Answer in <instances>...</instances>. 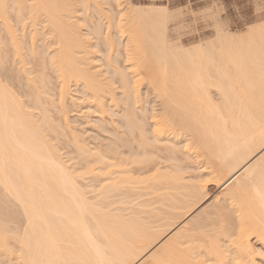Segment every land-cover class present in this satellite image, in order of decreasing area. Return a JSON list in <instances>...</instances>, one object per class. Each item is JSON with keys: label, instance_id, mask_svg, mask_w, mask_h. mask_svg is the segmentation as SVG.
<instances>
[{"label": "bare ground", "instance_id": "6f19581e", "mask_svg": "<svg viewBox=\"0 0 264 264\" xmlns=\"http://www.w3.org/2000/svg\"><path fill=\"white\" fill-rule=\"evenodd\" d=\"M74 1L0 0V249H16L18 264H264V21L185 46L170 35L165 4H130L117 21L110 15L132 66L151 72L154 97L142 99L137 79L129 85L126 76L134 67L119 74V95L92 65L88 33L70 19ZM39 48L49 49L45 59ZM47 65L60 79L58 123L73 132L80 164L106 171L88 165L76 174L77 161L58 153ZM71 82L84 98L71 94ZM68 100L93 107L94 117L80 116L96 118L86 121L94 148L80 137L84 129L75 134ZM132 163L148 176L135 177ZM86 173L100 178L98 187ZM123 187L140 192L138 201L125 202ZM216 188L214 205L202 206Z\"/></svg>", "mask_w": 264, "mask_h": 264}, {"label": "rangeland", "instance_id": "374dc122", "mask_svg": "<svg viewBox=\"0 0 264 264\" xmlns=\"http://www.w3.org/2000/svg\"><path fill=\"white\" fill-rule=\"evenodd\" d=\"M78 1H79V3H78ZM97 1H99L101 3V7H103L102 11L101 10L96 11L97 9L96 10L93 9L94 7L89 5V3L86 2V1L75 0L74 3H76L75 6L77 5L75 7V8H77V10H76V13L74 12L75 13L74 17L70 18L72 20L74 19L73 22H76L77 20H80L78 22L81 23V26H80L79 29H81L80 31H83V32H81L82 36L85 37V35H84L85 31H86V33H88V35L87 34L86 35L89 37V41H90L89 43H91L93 45L92 46L93 48L92 47L91 48H92V51H94L93 52L94 54L92 53L93 54L92 55L93 56V61L91 60V63L93 62L92 65L94 64L95 69L98 68V69H100L102 71L104 70L103 73H104L105 77H109L110 76L111 79L113 78L112 81H111L113 84L111 82L110 83L112 84V86H114V88L116 87L115 88V92H118L119 95L122 92L120 90L122 88L118 87L120 82H121L120 79H119L121 76L119 74L120 73L122 74V72L124 73V70H127L125 72V74H127L129 72H132V68L134 67L133 68V72L131 73V76H130V73H129V77L130 78L128 77V75H126L128 79L132 80V81H130L129 85L131 84V82H133V86H134V84H135L134 80L136 81V79H137V81H136V84H137V87H138L137 90H138V92H140L139 94H140L141 98L142 97L145 98L144 94H147L146 95L147 99L150 98V97H152V98L154 97L153 93L152 94L151 93H147V92H151V91H149L150 88L148 87L149 86L148 85V75H151L150 74L151 72H150L148 67L144 68V67L141 66V67H137L138 68L137 69L135 66H132V62L133 61H132V59H130L127 56V51H126L124 45H122L124 43L122 41H125V39H123V36H119L120 33L117 30L116 24L114 26H111V25L114 24L113 22L119 20V18H123L122 15L124 13H125L124 15L126 16V14L130 11L129 10L130 7H131L130 9H132L133 6H134V8H136L135 6H137V4H140V3L141 4L142 3L143 4H147L149 2L150 3H154V4L155 3L156 4L157 3L158 4H165L169 8V10L172 12V19L169 22L170 35L173 38V40H175L176 42H180V43H182L185 46H190V45H192L194 43H198L200 41L204 42L205 40L212 39L215 36V32H216L217 28L215 26V20H214V15L215 14H213L211 12V9H212L213 6H215L216 9H217V13L216 14L224 13V12L228 11V12L234 13L236 16L241 18V20H242L241 24H239V25L232 24L226 29L229 32H235V33L237 32L239 34H243V33L247 32L246 30L252 24L254 25L255 23H259V22L261 23V21L262 22L264 21V4H262V0H221L220 3H217V0H107L108 2H105V3L103 2V0H97ZM83 4H85V5H83ZM130 4H133V6L130 5ZM127 10H129V11L126 12ZM110 15H111L112 18L116 17V18H114V20L117 19V18L118 19L114 21V20H112L111 17H109ZM76 16H77V18H76ZM109 18H110V23H112V24L109 23L110 26L108 27L107 25H108ZM72 20H70V21H72ZM111 20L113 22H111ZM243 21H247V23H244ZM78 25H80V24H78ZM94 30H96L97 33ZM97 30H100L99 34H101L102 37L103 36L107 37V35H109L108 38H113V39L115 38L114 41H113V44L110 46V48H108L110 42L109 43L105 42L104 41L105 37H103V38L101 37L100 38V35H98V31ZM125 34L126 33H124L122 35H125ZM97 36L99 38H97ZM88 37H87V39H88ZM115 40H117V41H115ZM106 41H108V40H106ZM118 41L121 42V43L119 42L120 43L119 45H117ZM40 45L42 47V44H40ZM43 49H44V47H43ZM43 49L39 48V52H40L39 55L40 54L42 56L44 55V59H45V57L48 56L49 49H47L48 51L46 50V48H45V50H43ZM109 61H111V62H109ZM7 63L9 64V62H7ZM41 67H43V66H41ZM115 68H116V70H115ZM44 69H46L44 71L47 74V78L50 77L49 81H51L49 83V85L52 87V90H51V87H50L49 90H51L52 93L54 94V96H53V94L49 92L51 97H52V99L54 100V102L52 101L51 105H47V107L49 109V115L53 116L52 118H57V120L55 119V121L58 123V117L62 116V113L58 112L59 110L57 109L58 108L57 106H59V105H57L58 104V101H57L58 95H56L58 93V87L60 85V81H59L60 79L59 78L57 79V75L56 74L54 75L52 69H49V65H47V67L44 68ZM117 69H119V70H117ZM134 69H135V72H134ZM120 70H122V71H120ZM113 71H115V73ZM14 73H16V72H14ZM131 77H132V79H131ZM22 81L24 82V80H22ZM57 84H59L58 87H57ZM70 84H72L70 86L71 87L70 91L73 90V91H71L72 92L71 94L74 95V97H75V94H76V96L80 95V96H82L84 98V95H83V93H81V91L75 90L76 87H77L76 86L77 84L74 83V82H71ZM24 87H25V85H24ZM24 87H22V88H24ZM24 89H26V87ZM118 97H120V96H118ZM141 100H140V103H141ZM55 101H57V102H55ZM75 101H77V100H75ZM78 102H79V100H78ZM122 103H123L122 101L121 102H120V100L118 101V105H117V109L116 110L123 111L122 108L123 107L125 108V106H124L125 104L124 103L122 104ZM79 104H82L83 106L86 105V106L81 107V109H80L77 106V104L76 105H72V103H70V101L68 100V109H69L68 116L71 119V122L73 123L72 125L74 126V129H76V131L75 130H73V131H75V134H77V133H79V131H82L84 129L82 131V133L80 132V134L83 137L80 136V134H78V135L82 139L85 138L84 142L87 144V146L90 145V146H92L94 148V142L96 141V140H92L94 138V135H95L93 127H92V125H94V124H92V122H90V123L87 122L86 123L87 120H91V121L93 120V123L96 121V120L94 121V119H96V118H91V119L89 118V116L90 117H94L95 113L93 114V111H94L93 107L89 108L87 106L88 102H84V103L80 102ZM53 105H56V107H54ZM136 109H137V111L139 110L138 108H136ZM50 110H51V112H50ZM85 110H86V112H88V110L90 111V112L87 113L88 115L91 113L88 116V118L87 117L85 118L84 116H80L83 111H84L83 114H86ZM55 111L58 112V114ZM139 111L142 112L141 110H139ZM139 111H138V113H139ZM145 112H142L140 114L143 115V114H145ZM53 114H55V116ZM56 114H57V116H56ZM149 115H150V112H149L148 115L146 113L145 117H147V116L150 117ZM95 116L97 117V114ZM105 116H108L109 118L114 119L115 120V122H114L115 124L117 123L116 122L117 120H120V117L118 115H115V114L111 115V114L107 113ZM60 118H62V117H60ZM52 120H51V122H52ZM60 121H62V120H60ZM60 121L58 123L60 125V130H58L59 126L57 124L58 127H57V131H55L56 133L52 132L54 136H55V134H57L56 136L60 139V141H58V143H57L56 141L53 140L55 138L58 139L57 137L51 139V141L53 140L55 142V144H57V147H58V150H59L58 153L62 154V156L61 155L60 156H61V158L62 157L64 158L63 161L67 160L66 164L69 162L68 165H70V162L75 163L77 161V166H76V164H75V166H73V167H76V168L78 167L77 168L78 172L76 174H82L83 172L85 174L86 171L88 172V170H86V168L88 167V165L90 163L88 165H86V167L82 166V164L84 162H81V164H80V161L82 159H81V156L80 157L78 156L79 155L78 154V150H77L78 148L76 149V146H74L76 144L71 142V140H73L74 134H73V132H71L72 134L68 133V130L65 129L67 127L65 125H62L63 122L60 123ZM146 121H147L146 122L147 125L149 126V121L150 120L148 119ZM56 122H54L55 123L54 125H56ZM87 124H89L90 126L87 125ZM95 124H96V122H95ZM106 125H107L108 129L112 128V124H110L109 122ZM147 125H146V127H148ZM61 126H62L63 130L61 129ZM59 131H60V133H59ZM52 133L51 132H50V134L47 133V134H49L47 136L54 137L52 135ZM126 135L127 134L124 135L125 138H127ZM135 135L137 137L138 134L136 133ZM91 136H93L92 139H90ZM122 138H123V136H122ZM137 138L139 139V136ZM68 139L69 140L71 139V140L69 141ZM64 140H66V142L68 141L69 144H68V142L65 143ZM49 141H50V139H49ZM91 141H92V143H91ZM99 141H101V140H99ZM70 142H71V144H70ZM103 142H105V141H103ZM135 143H136V141H135ZM55 144H54V146L56 147ZM90 146H88V147H90ZM93 148H92V150L95 151V149H93ZM56 150H57V148H56ZM161 154H163V153H161ZM124 156H126V155L124 154ZM89 157L90 158H87V159L90 160L91 156L89 155ZM79 159H80V161H79ZM91 161H94L93 158L91 159ZM163 161L165 163L163 164L162 161H161V163L163 164V165L162 164L161 165L165 166L167 162L165 160H163ZM73 163H71V164H73ZM95 163L93 164V162H92V164L89 165V166H92V167H89L90 168L89 171L92 170L93 167H94L93 169H98V168H95V167L98 166V164H95ZM133 164L135 165L137 163H132L131 164L132 166L129 165V164L128 165L130 166L129 169H132L134 167L133 170H134V173H135L134 175L136 177L137 175H139L140 171L136 173L135 170H137L138 169L137 167H139L140 165L138 166V164H137V165L134 166ZM183 164H185V163H183ZM126 167L128 168V166H126ZM135 167L137 169H135ZM83 168H85L86 171H82V173L81 172L79 173V169L81 170ZM163 169L164 168H162V170ZM133 170H130V171L132 172ZM104 171H106V169L103 170V171L102 170L100 171L98 169V170L95 171V173L96 172L102 173ZM189 171H191V170H189ZM92 172H94V170ZM143 174L144 173L142 172V174H140L139 177L140 176H148L147 173H145L144 175ZM134 175H132V176H134ZM86 176H89V174L86 173ZM90 176H91V174H90ZM90 176L87 179V182L90 181V183H94V185L98 187V185L100 184L98 182L100 180V178L98 177L99 179H97V178H95L93 176H91V177ZM121 190L124 192L123 195H126V196L123 197L124 198L123 200L125 202L129 203V202H132L133 200L134 201H136V200L138 201V198H136V197H137V194H139L140 192L136 194L137 190H133L134 192L136 191L135 193L131 189L127 188V187H123V189L121 188L119 191H121ZM218 191H219V189L216 188L212 192V194L211 193L208 194V196L205 199V201L203 202L202 206L203 205L206 206L207 203H210L211 205H214L215 201H213V200H216V199H214V197H215V195L217 194ZM118 192H116V194ZM142 193H143V191H142ZM89 194L91 195V193H89ZM134 194H136V196H134ZM90 195H88V196H90ZM118 195H119V193L117 194L116 200L118 199ZM113 196H115V193L113 194ZM121 196L122 195L120 193L119 199H120ZM141 196H139L140 199L141 198L143 199L144 195L142 197ZM145 198H146V196H145ZM212 198H213V200H212ZM121 199H122V197H121ZM120 200H118L117 202H119L118 204H122L121 206H123L122 202H124V201L122 200V202H120ZM9 204H11V202ZM9 204H8V206H9ZM116 204L117 203H114L113 205H115L117 207L118 206L120 207V205H118V204L116 205ZM5 205H3V206H5ZM12 205L13 204H11V206ZM125 205H127V204H125ZM128 205H131V203L128 204ZM211 205H209V206H211ZM206 207H208V206H206ZM19 216H18V219L23 217L22 214H20ZM22 219H24V217ZM18 222H20L19 223L20 227H23V224L25 223V220H23V222H22V220L20 219V221H18ZM13 250L17 251L16 249H12L11 250L12 252H10V251L5 252V250L0 249V264H18L17 261H16V258H15L16 257V252L14 253Z\"/></svg>", "mask_w": 264, "mask_h": 264}, {"label": "snow or ice", "instance_id": "6c2138e0", "mask_svg": "<svg viewBox=\"0 0 264 264\" xmlns=\"http://www.w3.org/2000/svg\"><path fill=\"white\" fill-rule=\"evenodd\" d=\"M220 2L221 0H217V3H220ZM262 4H264V0H262ZM211 12L215 14L214 20H215V26L217 28V31H225L232 24L239 25L242 23L241 18L236 16L234 13L226 11L224 13L216 14L217 9L215 6L212 7ZM243 22L247 23V21H243Z\"/></svg>", "mask_w": 264, "mask_h": 264}]
</instances>
